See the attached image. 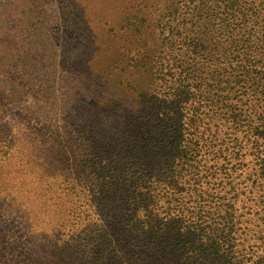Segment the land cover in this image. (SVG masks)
I'll list each match as a JSON object with an SVG mask.
<instances>
[{
	"label": "trees",
	"instance_id": "16d2710c",
	"mask_svg": "<svg viewBox=\"0 0 264 264\" xmlns=\"http://www.w3.org/2000/svg\"><path fill=\"white\" fill-rule=\"evenodd\" d=\"M156 2V30L142 15L114 55L166 88L133 81L137 105L107 98L90 140L56 139L94 175L101 233L79 264H264V233L257 247L243 236L253 213L264 232V0Z\"/></svg>",
	"mask_w": 264,
	"mask_h": 264
},
{
	"label": "rangeland",
	"instance_id": "374dc122",
	"mask_svg": "<svg viewBox=\"0 0 264 264\" xmlns=\"http://www.w3.org/2000/svg\"><path fill=\"white\" fill-rule=\"evenodd\" d=\"M163 1L164 10L170 2ZM153 2L144 10L141 0H0V264H79L91 237L101 233L94 175L82 170L78 148L56 139L90 140L96 108L107 98L110 108L117 100L140 102L132 83L150 85L149 77L128 79L114 52L150 11L147 24L156 30ZM149 43L156 47L157 36ZM118 62L124 63L121 56ZM155 84L153 91L166 88ZM8 93L14 98L2 97ZM71 155L77 160L65 158ZM259 216H247L243 236L251 246L264 233Z\"/></svg>",
	"mask_w": 264,
	"mask_h": 264
}]
</instances>
